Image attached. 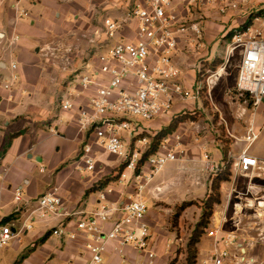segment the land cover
I'll list each match as a JSON object with an SVG mask.
<instances>
[{"label":"crops","instance_id":"0c3cea01","mask_svg":"<svg viewBox=\"0 0 264 264\" xmlns=\"http://www.w3.org/2000/svg\"><path fill=\"white\" fill-rule=\"evenodd\" d=\"M97 2L95 0H0V96L2 97L0 172L5 171L0 178V220L8 223L14 231L19 230L23 224L32 226L30 230L19 234L12 243V248L18 252L14 257L18 255V263L21 264H85L90 258L86 249L87 237L79 233L75 240H69L64 236L53 235L52 231L62 224L66 225L67 229H74L76 221L82 214L98 209L100 191L92 189L105 177L113 173L115 176L118 173L116 170L120 166V159L110 155L108 160L115 162L109 163L104 160L106 153L98 147L94 149L99 159L96 170L84 172L77 169V160L86 141V135L80 133L78 129V106L69 111L61 108V93L66 91L69 95L70 91L75 92L78 89L71 88V77L66 78L77 71L83 72L85 65L84 63L76 68L71 67L72 30L84 13L91 12L97 5L101 7L108 4L114 8L126 6L124 5L126 0H97ZM207 14L213 19L206 22L203 47L199 49L193 46L186 47L185 53L182 55L180 50L175 59L183 73L182 81L188 87L193 86L197 80V65L205 66L209 63L211 48L219 41L217 35L221 29L218 20L234 16L235 20L231 28L237 26L239 24L237 17L241 15V9L227 16L219 15L216 10H210ZM125 34L132 35L128 31ZM183 45L186 43L181 45L182 49ZM52 49L58 50L57 55L63 60L62 64H52ZM72 55L82 57V52L75 50ZM240 65L239 62L230 67L228 76H231L232 89L236 88ZM13 75H17L19 79L13 83L12 91H8L4 89V85L11 81ZM200 103L202 104L201 100L190 99L177 102L175 104L177 109L173 111L177 113L180 109L188 107L200 109ZM216 105L218 106V103ZM255 117V128L259 137L248 152L262 162L264 161V108L261 107L255 113ZM250 120L251 117H248L244 122ZM239 124L240 130H243L244 125ZM188 128L189 126L186 125L185 130ZM228 129L230 133L234 132L229 126ZM187 135L194 134L185 133V137ZM237 138L231 144L230 160L236 159L247 148V144L243 141L244 137ZM191 141L190 139L183 141L185 157L190 159L189 163L194 165L193 170L200 179H202V165L205 166L207 163L204 159L205 154L209 153L210 161L220 167L219 171L225 166L222 161L224 154L219 149L213 150L214 146L204 142L203 139L199 145ZM191 171L186 161L170 162L163 173L152 179L147 187L148 192L144 193L147 204L151 203L154 206L153 209H149L147 222L150 226L148 249L155 253V257L151 260L145 253L136 251L132 247H126L120 252L116 243L110 242L102 264H172L174 261V264H183L185 262V249L182 252L181 247L185 248L186 245L182 243L183 239L179 238L177 232L167 226V217L155 206L157 200L153 199V196L160 195L158 189L165 190L164 183L173 193L169 196L173 204L191 200L196 196L195 191L199 190V187H194L195 183L187 179L190 175L195 176ZM125 174L126 179H117L108 184L112 189V193L108 196L110 202L123 201L127 196L135 194L134 174L129 170H126ZM236 179L238 186L246 182L241 176H237ZM55 188L58 189V194L63 200V215L42 217L36 212V201ZM228 188L229 184L222 186L223 198ZM17 189L22 191L20 202L15 200ZM237 223L238 220L235 219L234 224ZM253 224L254 222L249 230L243 228L242 230H247L246 234L235 242L233 238L225 237L232 229H229L228 223L222 222L220 214L217 215L210 230L216 231V235H204L198 244V264H212L215 250L229 252L224 264H264V242L256 238L249 240L245 238L250 235L257 236L264 231V227L257 228ZM111 226V223H107L105 230H109ZM47 234L50 237L40 242ZM228 239L232 241L228 243Z\"/></svg>","mask_w":264,"mask_h":264},{"label":"built area","instance_id":"2783aa9c","mask_svg":"<svg viewBox=\"0 0 264 264\" xmlns=\"http://www.w3.org/2000/svg\"><path fill=\"white\" fill-rule=\"evenodd\" d=\"M239 1L249 0H132L122 21L105 20L103 39L99 45L103 48L110 41L113 44L105 53H97L85 62L84 74L79 76L80 71L75 72L79 77L78 89L69 92L61 102V108L69 111L78 106V129L86 135L77 169L84 172L96 170L99 159L94 149L98 147L124 164L120 180L126 179V170L134 174L136 192L123 201L110 202L108 196L112 189L107 185L99 192L98 209L82 214L74 229H67L62 224L52 231L53 235L69 240H75L79 233L84 234L90 254L85 264H102L110 242L116 243L120 252L132 247L151 260L155 257V253L148 249L149 208L144 193L157 172L168 163L183 159V140L178 133L166 136L156 153L143 161L144 153L152 142L149 135L153 136L156 132L136 125L124 115L139 117L142 123L153 121L173 114L177 102L189 99L200 101L205 89L209 93L224 68L210 74V70L204 69L206 65L203 66L197 72L194 85L188 87L182 81L183 73L175 59L183 43L195 49L203 47L208 11L216 10L219 15L227 16L241 9ZM249 20L248 26L245 23L232 27V37L226 44L225 52L226 58H229L239 51L242 60L235 90L239 97L249 96L257 112L264 108V29L252 24L263 23L264 15H250ZM126 31L132 35H126ZM92 42H96L95 37ZM205 70L210 75L198 80ZM18 79L17 75H13L4 89L12 91L13 83ZM78 100L81 103L76 102ZM258 137L259 133L251 124L243 138L247 148L236 164L238 172L243 175L257 173L264 176V161H259L248 152ZM204 157L207 160L206 169L218 172L220 167L210 161L208 154ZM4 174L5 171L0 172V178ZM15 200H22L21 189L15 191ZM36 202V212L42 217L63 215V200L57 188ZM259 206L264 207V202H260ZM258 217L264 219V212L258 213ZM107 223L112 224L109 230H105ZM31 228V225L23 224L14 231L8 223L0 220V249L8 247L19 234ZM209 235L215 236L216 233L212 230ZM231 241L228 239V243ZM228 257L227 250L217 251L212 257V264H224Z\"/></svg>","mask_w":264,"mask_h":264},{"label":"rangeland","instance_id":"374dc122","mask_svg":"<svg viewBox=\"0 0 264 264\" xmlns=\"http://www.w3.org/2000/svg\"><path fill=\"white\" fill-rule=\"evenodd\" d=\"M95 2L98 3L97 0H95ZM130 2L129 0H126V3L124 4L126 6L125 7L122 6L120 8L118 7L114 8L112 6H109L108 4L107 6H101V7H97L98 6L97 5L96 8L92 9L91 12L84 13L81 20L77 23L75 29H73L74 32L73 30L71 32V67L75 66L76 68L79 65L89 61V59L94 57L97 53L98 55H100L106 52V50L113 44V41H110V43L107 46H104L103 48H101V46L98 45V41L100 39L101 40L103 39L102 35L104 31V22L107 18H111L116 21H122L127 16V7ZM254 14L255 15L259 14L262 16L264 15V0H256L254 2L252 0H249L248 2H241V15L237 17L238 20L237 22L239 23L238 25L242 26L243 24L248 23L250 15H254ZM233 17L224 20L215 19L216 21L217 20L219 21L218 23H220L221 31L217 35V39L219 41L213 44L211 48V54L208 57L209 63L208 64L204 63L206 65L204 69L210 70L211 71L210 74H213V72H216L220 68H224V70H222L221 76L218 77V80H215V83L211 86L212 88L210 92L208 93L207 89L204 90V93L201 98L202 104L200 103L199 106L200 109H198L197 107L189 109L188 107L185 109H180L179 112L177 113H174L173 111V114L172 113L169 115L166 114L158 117L153 121L143 122V123L142 121H140L141 119L139 117L130 116V115H124V117L127 118L129 121L134 122L136 125H142L145 128L151 130L152 132H157L167 127L170 121L178 114L184 112L195 114V116H192L194 120L191 118L179 124L176 133L182 136L184 142L186 139L187 140L190 139V141L192 140L193 143L197 145H199L201 139H203L205 140L204 142H208L209 144H212L214 146L213 150L219 149L222 152V154L224 150L228 149L229 152L228 157L231 158L232 157L231 144L233 143V140L236 141L238 139L237 137L239 138L244 137L251 124H253L256 127V122H255L256 111L253 109L251 98L249 96L239 97V95L235 90L236 88L232 89L231 76L230 77L228 76L230 67L235 66L239 62L241 63L242 60L239 51H236V53L231 57L226 58V52H225L226 44L227 42L230 41L232 37L231 26L233 25V20H235V17L234 18ZM211 19L213 18H208V20ZM252 25H254L258 29H264V22L258 23L257 25L256 24H252ZM94 37L97 40L96 43H92V41H90L93 40ZM183 47L184 48L181 51L182 55L183 53H185L186 45H183ZM75 50L82 52V57L80 56L75 57V55H72V52H74ZM57 51L56 50L52 51L53 55L51 58L53 65L54 64L60 65L63 63L61 57L57 55ZM214 59L215 62L213 63ZM202 67H203L202 64H198L196 67L197 72L200 71ZM206 70L203 71L201 76H198V80L199 79L204 80L210 75L208 72H206ZM78 74L79 76H81L82 74H84V72L81 71ZM70 77H71V88L73 87V89L76 90L79 86L78 85L79 77H76V74H72L71 76H68L66 79H69ZM67 95L68 93L66 91L61 93V102L64 99H66ZM217 103L218 106L216 105ZM231 107L233 108L231 109ZM174 109H177V105L174 106ZM248 117L249 118L251 117V120L245 123L244 121ZM239 123H242L244 125L243 130H240L241 125ZM186 125L189 126V128L187 129L188 131L185 130ZM228 126L234 129L233 133L229 132ZM191 132H193L194 135L191 136L187 135V137H185V133H191ZM110 157L111 156L108 153H106L104 160L108 161L109 163L115 162L112 160L111 161L108 160ZM181 161H186L192 170L191 172L193 173V175H195V176L190 175L187 179L191 180L192 183L196 184L194 187L197 188L199 187L198 188L199 190L195 191L196 196L193 197L191 200H186L184 202H181L180 204H173V202H171V200L169 199V196L173 193H171V190L168 189V186H166L167 184H164L162 182L163 185L165 186V190L158 189L160 195L157 197L153 196V199L157 200V202L155 201L156 205L155 204L154 205L158 207L167 217V222H168L167 226L172 231L177 232L179 238L183 239L182 243L184 245H187L193 230L201 221V215L205 210H207L208 221L207 224L204 223L203 224L204 226H202L201 228V231L203 232L202 237L204 235H209V232L212 228L211 224L214 221L215 217L219 214L221 215L222 222L228 223L230 225L229 229H232L225 237L233 238L235 242L240 237H242V235L246 234V231L249 230V227L251 226L252 222H254L253 225H255L257 228L264 227V219L258 217V213L264 212V207L259 206L260 202H264L263 175L260 177H256L258 176L256 173L254 175L253 174L243 175L240 172H238V167L236 166V164L239 161V156H238L236 159L231 160L232 162L230 167L229 181L222 183V186L225 184H229V188L228 191L226 192V196L223 198V192L221 186L220 203H215V201H213L212 204L206 205L205 204L206 200L208 199V196L211 193L210 182H212L219 175V173H212L208 171L203 164L201 170L202 179H200L199 176H196L193 170L194 165L189 163L191 161L188 157H185V154L183 159H181ZM224 165H225L224 167H226V163ZM121 166H124V164L120 162V166L118 167V169H120ZM164 168H162L159 172H157L154 175V177L159 173L160 174L163 173ZM118 169L116 170L118 173L115 176H113L114 174L113 173L112 175L105 178H111L113 179V181L114 179L115 180L120 179L122 174ZM122 173H124V171ZM237 176H241V178L246 179L245 184H241V186H238L236 179ZM115 177H117V179ZM147 192H148V188H146L145 190V193ZM189 202H192L193 204L186 207L184 211L180 210L179 212L180 207L185 203H189ZM148 208L153 209L154 206L151 203H149ZM178 212L179 215L178 217H176ZM235 219L238 220L237 224H234ZM243 228L244 229L246 228L247 230L244 231L242 230ZM48 237L50 236H47V238ZM245 238H247L248 240L256 238L258 239V241L264 242V231H261L260 234H257V236L250 235ZM218 242L219 241H217V243ZM12 243L13 241L10 242V245L8 246L9 248L5 247L3 249H0V264H21L18 263L19 260L18 255L14 257L18 252L12 248ZM185 248L181 247V251L183 252V249ZM214 253H217V250H215ZM238 255L239 256L241 255L240 250L238 252ZM226 261L227 260H225V262ZM243 261L244 260L242 259L241 262Z\"/></svg>","mask_w":264,"mask_h":264},{"label":"trees","instance_id":"16d2710c","mask_svg":"<svg viewBox=\"0 0 264 264\" xmlns=\"http://www.w3.org/2000/svg\"><path fill=\"white\" fill-rule=\"evenodd\" d=\"M249 24H250V20H248L247 26ZM192 116H195V114H190V113H187V112L178 114L170 121V123H169V125L167 127L163 128L161 131L156 132L155 135H153V136L149 135V137L152 138V142H151L150 148L147 149L145 151V153H144L143 161L148 156L156 153L161 141L166 136L176 133L178 125L181 124L182 122L187 121L188 119H191ZM228 153H229L228 149L224 150V152H223V154H224L223 161L226 163V167H223L222 169H220V171L218 172L219 175L213 180L212 185H211V193L208 196V199L206 200V203H205L206 205L212 204L213 201H215V203H220V200H221L220 188L222 186V183L223 182H227L230 179V167H231V162L232 161L229 159ZM143 161H142V163H143ZM118 170L122 173V171L124 170V166H121L120 169H118ZM115 178L117 179V177H115ZM112 181H113V179H111V178H105L102 181H100L98 183V185H96L92 190L93 191H98V190L100 191L103 188H105ZM192 204H193L192 202L185 203L184 205H182L180 207L179 212H180V210L184 211L186 207H188V206H190ZM179 212H178L176 217H178ZM207 216H208L207 210H205L203 212V214L201 215V221L198 223L196 228L193 230V232H192V234H191V236L189 238V241H188V243L186 245V248L184 250L185 262L183 264H198V254H199L198 244L201 241V238H202V235H203V232L201 231V228H202V226H204L203 224L204 223L207 224V221H208V219H207L208 217ZM47 236H49V234H47L45 237H43L40 242H43L47 238ZM174 262L172 264H174Z\"/></svg>","mask_w":264,"mask_h":264}]
</instances>
